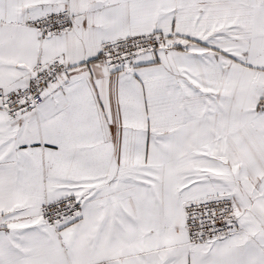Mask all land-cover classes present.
<instances>
[{
    "label": "snow or ice",
    "instance_id": "6c2138e0",
    "mask_svg": "<svg viewBox=\"0 0 264 264\" xmlns=\"http://www.w3.org/2000/svg\"><path fill=\"white\" fill-rule=\"evenodd\" d=\"M0 264H264V0H0Z\"/></svg>",
    "mask_w": 264,
    "mask_h": 264
}]
</instances>
